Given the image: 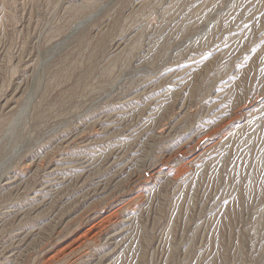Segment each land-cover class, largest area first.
Here are the masks:
<instances>
[{
  "label": "rangeland",
  "instance_id": "rangeland-1",
  "mask_svg": "<svg viewBox=\"0 0 264 264\" xmlns=\"http://www.w3.org/2000/svg\"><path fill=\"white\" fill-rule=\"evenodd\" d=\"M0 264H264V0H0Z\"/></svg>",
  "mask_w": 264,
  "mask_h": 264
},
{
  "label": "bare ground",
  "instance_id": "bare-ground-1",
  "mask_svg": "<svg viewBox=\"0 0 264 264\" xmlns=\"http://www.w3.org/2000/svg\"><path fill=\"white\" fill-rule=\"evenodd\" d=\"M117 210V209H116ZM107 216V215H106Z\"/></svg>",
  "mask_w": 264,
  "mask_h": 264
}]
</instances>
